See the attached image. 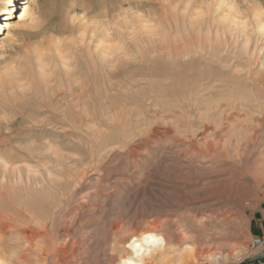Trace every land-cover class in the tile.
Segmentation results:
<instances>
[{"label": "rangeland", "instance_id": "1", "mask_svg": "<svg viewBox=\"0 0 264 264\" xmlns=\"http://www.w3.org/2000/svg\"><path fill=\"white\" fill-rule=\"evenodd\" d=\"M179 1L181 2L179 3ZM217 1L218 0H215V1L213 0L212 1L211 0H20V4L17 6L16 11L12 16L13 18L10 19V22L12 23L13 26L9 30H5L0 34V121H1L0 122V133L2 134L1 141H3V144L0 145V158L6 157L10 163V167H13V161H16L17 155L19 156L20 154L19 157L21 158H19L20 160H17V162L14 163L15 165H19L25 170L27 169V167H30V169L32 170L40 171L41 173H43V175L46 177L47 180H52V179L67 180L69 177L70 178L68 180H71L72 176L70 175H73L75 179L72 178V180H76L78 182L75 207H76V211L78 212L79 224L76 227L75 234L77 236H82L88 232V234L92 237L91 241L88 242L90 244H88V246L85 247L86 249L85 248L82 249V251H85L86 256L90 260L93 259L88 264H92V263L99 264L100 262H101L100 264H102L104 262H108V263L111 262L110 260L113 254L111 253L113 252L111 249V245H109L110 236H111V223H112L111 221L113 220L115 221L116 219L115 216L114 217L109 216L107 212H99V213L97 212L94 215H91L92 212L95 210V208H98L99 202H101V200L103 201V199H105L104 206L106 207H109L110 201L117 197H121L124 199H130V198L132 199V197L134 196V193L136 192V190H138V188L141 189L143 187H147L148 190L151 189V191L153 192V193H150L151 191H148V193L144 194L145 195L144 197H146L147 199L148 198H151V199L147 200L146 198H144V201H145L143 203L144 205L140 207V210H142V212L145 213V216L143 217V220L145 221V223L155 221L158 218H159L158 221L160 220V221L165 222L168 219L166 217H169V219L165 222V225L168 223V225L173 229L177 227L176 229L178 230H186V231H189L190 233L196 234L199 232V225H201L200 221H202L203 223L205 222L208 224L206 229L204 230L205 233H212L214 231L212 229L213 227L210 225V222L212 221L213 218H210L211 213H209L208 206L205 205L208 203L206 199L205 200L198 199L199 201L198 200L195 201L194 204L187 202V201H186L187 203H185L182 200L189 199L190 196L186 194L187 192L194 191V190L201 188L204 183H207L209 180L212 179L210 178V175L208 176L205 174H207L211 170L221 169V168H225L231 165L230 160L223 161L218 158L212 157L211 155H209L208 152H204L203 150L201 151V149H203L204 147V144L208 140L214 137L212 136V133L215 132L213 133V135H219L223 137L222 138L223 140H228V138L231 135L232 136L231 138L234 141L238 142V140H240L241 138V132L243 130L241 129V127L239 128L242 122L236 121L238 125L236 126V130L234 132L228 131L229 124L226 120L222 119V115H220V111L219 110L212 111V109H207V107L208 105L214 104L215 101L216 103L219 102V100L220 102H227V103L232 102V104H234L235 106H241L242 103L254 104L255 102L253 103L251 102L253 98L252 97L253 92L251 91L255 89L254 87L256 85L255 84L256 82L254 81L253 77H254V74L257 75L258 72L259 73L264 72V69H263L264 66H262V63L259 62L254 66H249L248 63L242 62L240 58L235 57L239 54H242L244 46H245L243 41L246 39V36L247 38L249 36L251 40L250 48L252 50L253 48L257 46V49H259V51L261 50L262 53H264V49H263L264 48V41H263L264 40V30L261 28L262 25L261 24L259 25L256 22V19H255L256 17L253 14L254 12L263 13L262 15L260 14V17H261V20L264 21V0H248L250 1L249 3L248 1H245V0H233L234 2L232 0H221V1L219 0L220 3H218L219 1L218 2ZM211 2L212 3L217 2L215 3V7L218 4L221 6L220 7L221 9L217 5L219 10L217 9V7L215 8V10H212V8H214L213 6L214 4H212ZM224 2L225 3L227 2V3L225 4ZM243 2L246 4H244ZM233 3H236V4H233ZM231 4L232 6H230ZM254 5L257 7H255ZM204 7H205V12L207 11L206 13L204 12ZM226 7H228L227 8L228 10L226 9ZM238 7H239L240 13L238 12ZM26 8L29 10V14L25 15L23 13ZM234 8L235 10H237L235 13H234L235 11ZM240 8L242 9V11ZM256 8H258L259 11L255 10ZM246 10H247V13H246ZM260 10H262L263 12H260ZM200 11L201 12L203 11V12L201 13ZM183 14L184 15L186 14V15L185 17L182 18ZM227 14L230 16L232 14L233 15L230 18V16H227ZM196 16H198L199 18ZM237 16L241 18L239 19V17ZM233 18H235L234 23H237L235 25L232 22ZM226 19H230V20L226 21ZM237 19H239L240 21H238ZM241 19L242 20L244 19V21H241ZM246 19H248L249 21L248 20L246 21ZM229 22H230V25H229ZM246 23H249V24H246ZM182 24H185V26ZM188 24L189 25L191 24V26H189ZM192 24H194L193 27H192ZM252 24L253 26H251ZM188 27L189 28L191 27V28L188 29ZM200 27L202 29H200ZM195 28L196 29L199 28V29L196 30ZM164 29L166 32V36L164 34L165 33ZM233 29L236 31L238 30V31L236 32ZM239 29H241L240 30L241 32H239ZM6 31L8 32L6 33ZM167 31L168 32L171 31V33L169 34L167 33ZM209 31H211L212 37ZM223 32H225L226 34L225 33L222 34ZM251 32L252 34L253 33L255 34L250 35ZM217 33H219L221 40L219 39V35ZM187 36L191 38L192 44L194 43L195 45L197 43L196 41L201 36L202 38L206 39V45H205L206 51H203V53L206 54L207 60L204 61V59L201 58L200 55H189L185 58H180L179 56L175 55L173 49L176 45L179 44L178 42L179 39L185 38ZM164 37H166L167 40L166 38L164 39ZM238 37L242 39L240 40ZM234 38L239 40L238 45L234 43L233 41ZM163 39L164 41H166L165 43H167L166 45H168L169 49L172 50L171 53H167V50L164 48L165 43ZM209 39L211 40L212 45ZM225 41L227 42V44H225ZM105 44L110 45L113 50V54L110 56V60L112 61V64H113V67H111V69L112 68H115V69L109 70L108 75L110 77L108 76L105 77L104 75H102L103 73H101L99 70L97 71V73L95 74L96 75L95 79L97 83H93V85H91V88H90V91L92 95L94 96L93 103L95 102V104H92L91 106V111L93 113H91L90 111L89 116L83 115L79 119L80 120V123L78 124L79 126L77 125V126L72 127L71 121L68 120L69 117L67 116V114L62 115L54 111V107L57 106L56 104L57 99L62 96V95H59L58 97L57 96L53 97L52 92H51L53 91V89H57V86H58L57 82H54L55 80L53 79L52 74H53V68L55 67L57 63H59V61L55 60L52 62L49 60L47 62L46 61L43 62L42 59L46 58V56H54L57 59V56H56L58 54V51L56 50L57 45L61 46L60 49L62 53L64 54L71 53V50H70L71 46L78 45L82 47V55H80L79 57L80 62L83 65H85L84 62L86 61V63H88L87 65L90 66L91 64L89 63L90 62V58H89L90 52L87 50V47L89 45L91 46V53H92L95 50L96 46L105 45ZM180 44L179 46H181ZM223 44H225L226 47ZM154 46L157 49L159 48L161 49L156 50ZM154 50L157 53L154 52ZM118 52L120 53L122 52V53L117 55ZM218 55L222 57L219 58ZM117 58H119L121 61L120 65L117 64L116 62ZM239 61L242 63L237 66V64H239L238 63ZM11 62H13L14 64ZM39 62L40 63L42 62L41 65L38 64ZM196 65L197 67H195ZM260 66L261 68H259ZM12 67H14V69ZM83 69L86 70L85 68ZM251 69H252V72H251ZM254 69L255 71H253ZM42 70L47 71L49 79H51L53 82L52 83L50 80L48 90H45L46 88L44 87V84H41L42 73L40 71ZM21 75L24 76L23 80H17L19 79L18 77H20ZM87 76L88 75H86V73H83L82 79H85ZM124 76H127L128 78ZM131 76L133 77L131 78ZM38 77H40L41 80ZM111 78H116V79H111ZM34 81H36L37 83H35ZM224 82L228 84H224ZM11 83H13V86L15 87V89L11 87ZM20 83H22L23 85V90L18 88V84ZM40 84L45 89L44 88L42 89ZM228 85H230L231 88L233 86V88L237 89L238 91L233 88H232L233 91L230 90L231 88L229 89ZM137 87L138 88L140 87V89H138ZM134 88H136L137 90ZM223 88H225L224 90L226 91V95H225V91L223 90ZM19 90L22 91V94H19L21 93V91ZM227 91H230V93ZM23 92L25 94H23ZM133 92H134V95L136 96L133 95ZM203 92L204 93L206 92V93L203 94ZM29 93L30 95L28 96ZM227 93L229 94L227 95ZM129 94H132L133 96ZM220 94H222L225 97H222V95L220 96ZM17 95L19 96L17 97ZM25 95H27V97H23ZM190 95L191 97H189ZM201 95L204 99L201 97ZM112 96H115V98H113ZM139 96H141L142 98L141 102L139 101L141 99ZM233 96H235V98ZM70 98L71 97H68V99ZM81 98H83V100ZM81 98L79 100L78 108L80 110H84L86 108V98L84 96H82ZM131 98L134 100H132ZM217 98L219 99L218 101H217ZM114 99L116 101L115 105H114ZM148 99H150V101H148ZM189 99L192 100V102ZM131 100L134 102H132ZM106 102L108 103L106 104ZM117 102L120 104H118ZM143 102L145 103V105L143 104ZM171 102H173V105ZM116 104H117V107H116ZM132 104L134 105L132 106ZM143 106L145 108H143ZM111 107L113 110L111 109ZM123 107L124 109L127 107L125 110L127 111L128 109V111L127 112L123 111ZM45 110H47L46 113H44ZM65 110L68 111L70 110V108L65 106ZM96 110L98 111L96 112ZM236 110L237 108L231 109V111H236ZM107 111H109L110 113H108ZM257 111L258 110H255L253 112H257ZM139 112H141V114ZM207 112H209L208 114H214V115L210 116V118H207L206 117L207 115H205ZM125 113H127L128 115L127 114L125 115ZM48 114L52 116V119L54 121L53 124H49L46 121H44L46 115ZM150 114L152 115L150 116ZM254 115H256V113ZM100 116H101L102 121L100 119ZM124 116L126 118H124ZM19 117L20 119L18 120ZM111 118L112 119L115 118V119L112 120ZM145 118H148V119H145ZM92 119H93V122L91 121ZM57 120L62 121L63 126L65 127L63 131L62 130L60 131L58 128L54 127V124L57 122ZM132 120L133 122H129ZM96 121L98 124H96ZM99 121L101 123H99ZM139 122L140 124L142 125L144 124V125L143 126L140 125ZM145 123H147V127H145L146 126ZM206 124H209L212 126L213 132L206 131V127H205ZM98 125H100V127H103V126L104 127L99 129ZM129 125L130 127H128ZM87 127H89L90 129H86ZM259 128L264 129V125L260 126ZM97 130L100 133L98 132L97 134L96 132ZM168 130L170 131L172 130V132ZM84 132L87 133V135H85ZM128 132L131 134H128ZM167 132L169 133L167 134ZM243 133L244 135L248 136L249 131H246V132L243 131ZM72 136L73 138H71ZM153 136L155 137L153 138ZM13 137L21 138L23 141L22 142L14 141L13 143ZM46 137H47V140H46ZM236 137H238L239 139ZM188 138L189 140L191 139L190 140L191 142L188 140ZM120 139H121V142L119 143ZM203 139L205 140L207 139V141L205 140L203 141ZM246 140H247V137L241 138V141L238 142L239 143L238 148L240 147L239 149H242L245 146ZM263 140H264V137L262 141ZM34 141L35 143H39V144H35ZM6 142H8L9 144H6ZM105 144L110 147H107ZM104 145L106 147L103 149ZM38 146L42 148H39ZM169 146H172V147H169ZM9 147H10V150H9ZM34 147L36 149H34ZM99 147L102 149L103 152H101ZM96 148H97V151H96ZM64 149L67 151L65 152ZM8 150L9 152H7ZM43 150L45 152H43ZM29 151L31 153V156H33L32 158L28 153ZM54 151L56 153H53ZM58 151H59V156L61 155L63 156V157L61 156L63 160L59 158L57 154ZM76 152H78L79 154ZM96 152L102 153L100 154L101 156L98 155V153L96 154ZM66 153H69V154H66ZM72 154L74 156H71ZM133 154L136 155L137 157L134 156ZM53 155L56 157H54ZM97 155L99 157H96ZM161 155L162 156L164 155V156L161 158ZM34 156L36 157V159ZM91 156L93 158H91ZM167 157L169 158L167 159ZM172 157L173 158L175 157V159H173ZM27 159L31 161L28 162ZM54 160H56L57 162ZM176 160L178 163L176 162ZM63 161H65L66 164L70 166L68 167ZM84 161L86 162L85 164H84ZM71 162L73 163V165H71L72 164ZM32 164L34 167H32ZM80 164H81V167L79 166L80 168L79 169L78 165ZM82 165L83 166L85 165V166L82 167ZM86 165L88 166L89 169L86 168L87 167ZM190 167L193 169H191ZM66 169H67V173H65ZM237 169H238L237 170L238 173H241L244 170L245 172L244 171L243 172L246 173V175H249V171H250L249 169H245L241 165H237ZM51 170H53L52 171L53 174ZM169 170H171V172ZM74 171L76 174L74 173ZM46 172H48V174ZM141 172L143 173V175ZM54 173L57 175H55ZM0 174H1L0 180H13V173L11 171L7 174V177H5L4 179L2 177L3 170L0 167ZM34 174L36 175L38 173H34ZM202 174H204L206 177ZM48 175L52 179L49 177L48 179L47 178ZM61 175L63 176V178L61 177ZM230 176H231L230 173L227 172L223 176V178H227V177L229 178ZM238 177L237 178L232 177L229 179L227 178V180H223V182L225 184H233L235 187L240 186L241 183H243L239 188H242L246 192L248 191L247 193H250V192L255 193L256 186H257V183L255 181L250 180V178H245L246 179L245 180L243 178L241 179ZM80 179L82 181H80ZM148 179H150L151 181ZM88 181L89 182L91 181L92 183L91 182L89 183ZM72 184L69 183L68 185H65L66 186L65 191L68 192V189L73 186ZM92 184L97 185L98 186L96 187L97 189L94 188V189H91V191L86 192L87 186L90 187ZM253 184L255 185L253 186ZM99 189H101L100 193L102 194L97 192ZM181 189H184V190H181ZM246 192H243V196L245 195L244 201L242 200L243 196L239 198L234 197L233 199H224V200L222 199L221 200V204L222 205L224 204L228 207V208L225 207L224 208L225 210L223 209V211L226 212L228 215L230 214V212L232 214V215L231 214L229 215L230 216L229 219L231 220V222H227L220 228L221 230H219V231H222V230L224 231L223 232L224 237L216 239V240L222 241L225 244L222 245L221 247L214 246L215 249L212 248L211 250L212 252L222 251L221 254L227 255V258L219 259V260L199 259V260H193V262L187 261L185 264H264V252H261L264 250V248H262V246H258V247L254 246L252 244L254 238L258 237V238L264 239V236L261 233L262 230L259 229L258 227L252 228L251 222H250V217H253L254 219H256L257 222H261L263 220L264 218V194H260V196L257 197V199H255L252 203V199L249 198ZM90 194H93L92 196H95L94 200L92 198H89ZM176 196L179 198H177ZM5 201H9L8 203L10 205L6 204ZM0 202L3 203V204L0 203V209L1 208L3 209V211L2 209L0 210L2 213V214L0 213V215L1 216L6 215L9 217H11L10 215H12V218H13V213H11L10 211V210L13 211L12 209L13 208L12 207L13 198L5 197L4 199L3 197V199L0 200ZM7 206L10 208L9 211H6L7 210L6 208H8ZM88 206H89V209H88ZM232 206L234 207V211H233ZM144 208H146L147 210ZM170 209H173L174 212ZM156 211L157 213H155ZM3 212H4V215H3ZM1 216H0V222L9 223V227L13 228V223L10 224L9 217L5 216V218H2ZM152 216L155 218H153ZM148 217L150 218L152 217V218L150 219ZM31 225H30V229L31 230L33 229V231L36 230L35 236L36 235L37 236L35 237V239L32 240V243H29L25 246L26 250L27 251L29 250L28 252L29 253L31 252L32 257H33L32 262L29 264H43L41 263V261L39 262L35 258L44 257V256H41V254L39 256L38 253L40 249L38 246L40 245L45 246L43 236H44L46 229L41 228L34 221H32ZM191 226L193 227L191 228ZM89 228H93L94 230L93 229L91 230ZM132 229L133 228L128 227L124 229L123 231L130 232ZM104 231L107 232V234H105ZM38 237L43 238V239H40L39 241ZM14 239H13V235L11 237L9 233L0 232V240L1 241L4 240L7 245L6 251H7V257H8L7 263L1 262L0 264H13V245L19 246L20 244H22L21 242L23 241L20 237H17ZM17 239L20 241H17ZM36 239L37 241L35 243ZM98 239L99 241H97ZM236 252L240 254L238 255L239 257H234ZM93 256L95 257L96 260L93 258ZM172 263L181 264V263H176L175 261L169 262V258H165L163 260L159 259L157 263L155 264H172Z\"/></svg>", "mask_w": 264, "mask_h": 264}, {"label": "bare ground", "instance_id": "2", "mask_svg": "<svg viewBox=\"0 0 264 264\" xmlns=\"http://www.w3.org/2000/svg\"><path fill=\"white\" fill-rule=\"evenodd\" d=\"M212 1V0H211ZM215 1V0H213ZM219 1V0H218ZM217 1V2H218ZM221 1V0H220ZM220 1L218 3H220ZM233 1V0H232ZM231 1V2H232ZM245 1H248V0H245ZM181 1H179L180 3ZM183 2V1H182ZM215 2V3H217ZM229 2V1H228ZM234 2V1H233ZM250 1H248L249 3ZM254 2V1H253ZM195 3V2H193ZM212 3V2H211ZM215 3H212L214 4V8H212V10H215V8L217 7V9L219 10V8L221 7L220 5L219 8L218 6L216 5L215 7ZM222 3V2H221ZM225 3V2H224ZM227 3V2H226ZM225 3V4H226ZM242 3V1H241ZM244 3V2H243ZM252 3V2H251ZM20 4V0H0V34L5 31V30H9L13 25L12 23L10 22V19L13 18V14L15 13L16 11V8L17 6ZM224 4V5H225ZM233 4H236V3H233ZM246 4V3H244ZM253 4V3H252ZM258 4V3H257ZM186 5V3H185ZM238 5V3H237ZM194 6V5H193ZM228 6V5H227ZM232 6V4L230 5ZM252 6V5H251ZM255 6V5H254ZM191 7V6H190ZM257 7V6H255ZM192 8V7H191ZM210 8V9H211ZM228 7H226L227 9ZM230 8V7H229ZM242 8V7H241ZM240 8V9H241ZM245 8V7H244ZM259 8V6H258ZM256 8L255 10L259 11V9ZM216 9V10H217ZM221 9V8H220ZM237 9V8H236ZM243 9V8H242ZM241 9V11H242ZM261 9V8H260ZM228 10V9H227ZM235 10V8H234ZM254 10V9H253ZM254 10V11H255ZM226 11V10H225ZM237 10L234 11V13L236 12ZM201 12V11H200ZM198 12V13H200ZM203 12V11H202ZM201 12V13H202ZM204 12H205V7H204ZM207 12V11H206ZM205 12V13H206ZM217 12V11H216ZM227 12V11H226ZM229 12V11H228ZM231 12V11H230ZM238 12H239V7H238ZM245 12V11H244ZM243 12V13H244ZM260 12H263L262 10H260ZM184 13V12H183ZM214 13V12H213ZM224 13V12H223ZM240 13V12H239ZM238 13V14H239ZM246 13H247V10H246ZM23 14H29V10L26 8L24 10V13ZM211 14V13H210ZM219 14V13H218ZM231 14V13H230ZM254 16L256 17V22L261 26V28L264 30V21L261 20V17H260V14L262 15L263 13H257V12H254L253 13ZM252 14V15H253ZM177 15V14H176ZM186 15V14H185ZM185 15L183 14L182 18L185 17ZM225 15V14H223ZM233 15V14H232ZM231 15V16H232ZM236 15V14H235ZM246 15V14H245ZM179 16V15H178ZM199 16V15H198ZM196 16V17H198ZM201 16V15H200ZM221 16V15H220ZM227 16H230L227 14ZM225 16V17H227ZM230 16V18H231ZM249 16V14H248ZM246 16V17H248ZM174 17V16H173ZM211 17V16H210ZM239 17V16H237ZM253 17V16H252ZM23 18V17H22ZM25 18V16H24ZM195 18V16H194ZM199 18V17H198ZM202 18V17H201ZM229 18V17H228ZM241 17H239L240 19ZM244 18V17H243ZM178 19V17H177ZM239 19H237L238 21H240ZM249 19V18H248ZM246 19V21L248 20ZM200 20V19H199ZM218 20V19H217ZM227 20H230V19H226ZM234 20L235 18H233V23H234ZM176 21V19H175ZM184 21V20H183ZM194 21V20H193ZM192 21V22H193ZM201 21V20H200ZM225 21V22H226ZM241 21H244V19ZM249 21V20H248ZM215 22V21H214ZM217 22V21H216ZM222 22V21H221ZM231 22V23H232ZM255 22V23H256ZM167 23V22H166ZM183 23V22H182ZM224 23V22H223ZM239 23V22H238ZM241 23V22H240ZM177 24V23H176ZM186 24V22H185ZM185 24H182L185 26ZM199 24V23H198ZM237 24V23H234V25ZM246 24H249V23H246ZM245 24V25H246ZM169 25V23H168ZM189 25V24H188ZM194 24H192V27H193ZM206 25V24H205ZM211 25V24H210ZM213 25V24H212ZM229 25H230V22H229ZM232 25V24H231ZM244 25V26H245ZM166 26V25H165ZM178 26V25H177ZM191 26V24L189 25ZM227 26V25H226ZM240 26V25H239ZM253 26V24L251 25ZM171 27V25H170ZM195 27V26H194ZM202 27V26H201ZM200 27V29H202ZM213 27V26H212ZM228 27V26H227ZM236 27V26H235ZM154 28V27H153ZM182 28V26H181ZM191 28V27H190ZM188 27V29H190ZM226 28V27H225ZM241 28V27H240ZM249 28V27H248ZM257 28V27H256ZM260 28V27H259ZM177 29V28H176ZM196 29V28H195ZM199 28H197L196 30H198ZM205 29V28H204ZM210 29V28H209ZM208 29V30H209ZM217 29V28H216ZM231 29V28H230ZM244 29V28H243ZM251 29V28H250ZM253 29V28H252ZM207 30V31H208ZM234 30V29H233ZM241 29H239V32ZM257 30V29H256ZM261 30V29H260ZM258 30V31H260ZM56 31V30H55ZM190 31V30H189ZM202 31V30H201ZM204 31V30H203ZM225 31V30H224ZM227 31V30H226ZM236 31V30H234ZM238 31V30H237ZM236 31V32H237ZM8 31H6L7 33ZM164 32H165V29H164ZM163 32V33H164ZM197 32V31H196ZM195 32V33H196ZM210 34H211V31H209ZM208 32V33H209ZM219 32V31H218ZM238 32V33H239ZM254 32V30H253ZM262 32V31H261ZM167 33H171V31H167ZM180 33V32H179ZM192 33V32H191ZM190 33V34H191ZM200 33V32H199ZM203 33V32H201ZM216 33V32H215ZM214 33V34H215ZM225 32H223L222 34H224ZM243 33V32H242ZM245 33V32H244ZM165 36H166V32L164 33ZM168 34V35H169ZM177 34V33H176ZM206 34V33H205ZM204 34V35H205ZM219 35V33H217ZM226 34V33H225ZM255 34V33H253ZM252 32L250 35H253ZM106 35V34H105ZM196 35V34H195ZM194 35V37H195ZM200 35V34H199ZM202 35V34H201ZM239 35V34H238ZM237 35V36H238ZM259 35V34H258ZM257 35V37H258ZM180 36V34H179ZM193 36V35H192ZM206 36V35H205ZM214 36V35H213ZM236 36V37H237ZM158 37V36H157ZM198 37V36H197ZM211 37H212V34H211ZM217 37V36H216ZM233 37V36H232ZM166 37H164L165 39ZM177 38V37H175ZM223 38V37H222ZM227 38V37H226ZM231 38V37H230ZM239 38V37H238ZM162 39V38H161ZM163 39V41H164ZM211 39V38H210ZM209 39L210 43H211V40ZM216 39V38H215ZM219 39H220V35H219ZM232 39V38H231ZM240 39V38H239ZM242 39V38H241ZM240 39V40H241ZM262 39V38H261ZM153 40V39H152ZM167 40V38H166ZM197 40V39H196ZM214 40V39H213ZM218 40V38H217ZM221 40V39H220ZM259 40V39H257ZM149 41V40H148ZM151 41V39H150ZM149 41V42H150ZM234 43L238 45V42L239 40L238 39H235L234 38ZM250 38L248 36H246V39L243 41L244 42V49H243V52L242 54H239L235 57H238L240 58V60L242 62H245V63H248L249 66H254L256 65L257 63H262V66H264V53H262V51L259 49H257V46L255 48H253V50L250 48ZM256 41V40H255ZM264 41V40H263ZM262 41V42H263ZM148 42V43H149ZM160 42V41H159ZM166 41H164L165 43ZM169 42V41H168ZM179 44L181 46L176 45L174 47V53L176 56H179L180 58H185L189 55H200L201 58L205 60H207V57H206V54L203 53V51H206L205 49V45H206V39L202 38V36L200 38H198V40L196 41V45L192 42H191V38L190 37H185V38H181L179 39ZM222 42V41H221ZM261 42V40H260ZM152 43V42H151ZM154 43V42H153ZM161 43V42H160ZM174 43V42H173ZM216 43V41H215ZM218 43V42H217ZM242 43V42H241ZM257 43V42H256ZM167 43H165V46L164 48L167 50V53H171L172 50L169 49L168 45H166ZM175 44V43H174ZM225 44H227V42L225 41ZM223 44L225 47L226 45ZM232 44V43H231ZM240 44V43H239ZM243 44V43H242ZM173 45V44H172ZM195 45V46H194ZM212 45V43H211ZM215 45V44H214ZM3 46V45H2ZM240 46V45H239ZM243 46V45H242ZM241 46V48H242ZM61 46L60 45H57L56 47V50L58 51V54L56 55L57 56V59L54 57V56H46V58L42 59L43 62L44 61H59V63H57L55 65V67L53 68V74H52V77L53 79L55 80L54 82H57L58 86H57V89H53L52 92V96L54 97H58L59 95H62L60 98L57 99V106L54 107V111H56L57 113H60L62 115H66L69 117L68 120L71 121V125L72 127L74 126H77L79 123H80V117H82L83 115H87L89 116L90 114V111H91V106L92 104H95V102L93 103V99H94V96L92 95L91 91H90V88H91V85H93V83H97L96 79H95V74L97 73V71L99 70L101 73H103L102 75H104L105 77H110L108 74H109V70H112V69H115V68H112L113 67V64H112V61L110 60V56L113 54V50L111 48L110 45L108 44H105V45H98L96 46L95 50L91 53V46L89 45L87 47V50L90 52L89 53V58H90V66H88L86 63V61L84 62L85 65H83L81 62H80V55H82V47L78 46V45H73L71 46L70 50H71V53L69 54H64L62 53L61 51ZM154 48L156 50H160L161 48L157 49L155 46ZM163 48V49H164ZM230 48V47H229ZM261 49V47H260ZM264 49V48H263ZM130 50V49H129ZM210 50V49H209ZM252 50V51H251ZM215 51V50H214ZM128 52V51H127ZM154 52H156L154 50ZM166 52V51H164ZM163 52V53H164ZM216 52V51H215ZM229 52V51H228ZM122 53V52H121ZM120 52L117 53L118 54H121ZM157 53V52H156ZM161 53V54H163ZM227 53V51H226ZM173 55V54H172ZM216 56V55H215ZM219 56V55H218ZM84 57V56H83ZM160 57V56H159ZM222 56H219V58H221ZM120 58V57H119ZM117 58L116 62L117 64L120 65L121 61L120 59ZM52 59V60H51ZM85 59V58H84ZM237 59V58H236ZM15 60V59H14ZM17 60V59H16ZM41 61V60H39ZM14 62V61H13ZM11 62V63H13ZM242 62H238L240 65ZM42 63V62H41ZM41 63L39 62L38 64L41 65ZM224 63V62H223ZM14 64V63H13ZM37 64V65H38ZM51 64V63H50ZM32 65V64H31ZM39 65V66H40ZM44 65V63H43ZM259 65V64H258ZM23 66V65H22ZM229 66V65H228ZM11 67V66H10ZM21 67V66H20ZM197 67V65L195 66ZM14 69V67H12ZM83 68H85L86 70H84ZM261 68V66L259 67ZM16 69V68H15ZM206 69V67H205ZM264 69V68H263ZM11 70V69H10ZM41 70V69H40ZM257 70V68H256ZM85 71V72H83ZM188 71V70H186ZM255 71V69L253 70ZM259 71V70H258ZM18 72V71H17ZM22 72V71H21ZM42 73V81H41V84H44V87H42V89L44 88L45 90H48L49 89V84H50V80L49 79V76L47 74V71L46 70H42L40 71ZM251 72H252V69H251ZM12 73V72H10ZM83 73H86V75H88L85 79H82V74ZM197 73V71H196ZM35 75V74H34ZM33 75V76H34ZM39 75V74H38ZM41 75V74H40ZM188 75V73H187ZM200 75V74H199ZM13 76V75H12ZM145 76V75H144ZM252 76V75H251ZM41 77V76H40ZM40 77H38L40 79ZM103 77V76H102ZM104 77V78H105ZM124 77H127V76H124ZM130 77V76H129ZM133 76H131L132 78ZM140 77V76H139ZM138 77V78H139ZM219 77V76H218ZM222 77V76H221ZM253 77V76H252ZM19 79L17 80H23L24 76H20L18 77ZM51 78V77H50ZM97 78V77H96ZM128 78V77H127ZM220 78V77H219ZM111 79H116V78H111ZM254 81L256 82L255 84V89H253V94H252V100L251 102H255L254 104H249V103H242L241 106H235L234 104L231 103H227V102H220V100L217 98V101L219 100V102L215 103L214 104H211V105H208L207 109H212L213 110H219L220 111V115H222V119L226 120L229 124V130L230 132H234L236 130V126L237 123L236 121H240L242 122L241 126H239V128L241 127V129L246 132V131H249V134L248 136L244 135L243 131L241 132V138L242 137H247V140H246V143H245V146L242 148V149H239L238 148V145H239V141H241V138L240 140L237 141H234L230 135V137L228 138V140H223L221 136L219 135H213V128L211 125L209 124H206L205 127H206V131L208 132H213L212 133V136H214L212 139L208 140L207 139H203V141H207L205 144H204V147L203 149H201V151L203 150L204 152H208L209 155H211L212 157H215V158H218L220 160H223V161H231V165L230 166H227L225 168H221V169H214V170H211L210 172H208L207 174L205 175H210V178H212L211 180H209L207 183H204L203 186L197 190H194V191H190V192H187L186 194H188L190 197L189 199L187 200H182L183 202L187 203V202H190V203H195V201H197L198 199H206L207 200V204H205L206 206H208L209 208V213H211V217L210 218H213L212 221L210 222V225L213 227L212 229L214 230L212 233H205V229L207 227V223H203L202 221H200V224L199 225V232L194 234V233H190L189 231H186V230H178V229H173L171 228L168 223L165 225V222L169 219V217H166L168 218L165 222L163 221H158V219H156L155 221H152V222H149V223H145V221L143 220V217L145 216V213L142 212V210H140V207H142L144 204V197L146 193H148V191H151V189L148 190L147 187H143V188H138V190H136V192H132L134 193V196L132 197V199H124V198H121V197H117V198H114L110 201L109 203V207H106L104 206L105 203V199H103V201L101 200V202H99V206L98 208H95V210L92 212L91 215H94L95 213H99V212H107L109 216H115L116 219L115 221H111V236H110V241H109V245H111V249L113 252L112 254V258H111V262L108 263V262H104L102 264H121V261L125 258H127L128 256H131L132 255V251L128 248V245L130 242H132L134 240V238H137V237H140L141 235L143 234H148V233H158V234H162L163 237H164V246L163 247H158L156 248L154 251H152V253L148 256H144V252L146 251V249H137V253L139 254L140 257H142L144 260H145V264H155L157 263V261L159 259H165V258H169V262H173L175 261L176 263H181V264H185L187 261H190V262H193V260H199V259H210V260H219V259H225L227 258V255H224V254H221L220 251H213L212 252V248H214V246L216 247H221L222 245H224L225 243H223L222 241H219V240H216L217 238H222L224 237L223 235V230L222 231H219L221 230L220 228L226 224L227 222H231V220L229 219L230 218V214L228 215L226 212L223 211V209L225 207H227L226 205H222L221 204V200L223 199H233L234 197H241L243 196V192H246L244 191L242 188H239L243 183H241L240 186H237L235 187L233 184H225L223 182V180H227V178H223V176L228 172L230 173V177L229 178H232V177H235L237 178H250V180H253L257 183V186H256V191L255 193H247L246 194L249 196L250 199H252V203L255 199H257V197L260 196V194H264V140L262 141L263 137H264V129L263 128H259L260 126L264 125V72H261V73H257V75L254 74V77H253ZM35 80V78H34ZM41 80V79H40ZM119 80V78H118ZM37 81V80H36ZM36 81H34L35 83H37ZM104 81V79H103ZM109 81V79H108ZM122 81V80H121ZM142 81V79H141ZM219 81V79H218ZM217 81V82H218ZM240 81V80H239ZM39 82V81H38ZM52 82V80H51ZM123 82V81H122ZM236 82V81H235ZM28 83V82H27ZM53 83V82H52ZM111 83V81H110ZM158 83V82H157ZM190 83V82H189ZM29 84V83H28ZM31 84V83H30ZM39 84V83H38ZM121 84V83H119ZM125 84V83H124ZM188 84V83H187ZM224 84H228V83H225ZM254 84V83H253ZM34 85V83H33ZM37 85V84H35ZM53 85V84H52ZM105 85V84H104ZM110 85V84H109ZM116 85V84H115ZM114 85V86H115ZM155 85V84H154ZM159 85V84H158ZM163 85V84H162ZM29 86V85H28ZM113 86V84H112ZM161 86V85H160ZM164 86V85H163ZM189 86V85H187ZM229 86V89L231 88L230 85ZM240 86V85H239ZM11 87L15 89V87L13 86V83H11ZM35 87V86H34ZM33 87V88H34ZM37 87V86H36ZM125 87V86H124ZM123 87V88H124ZM155 87V86H154ZM159 87V86H158ZM162 87V86H161ZM201 87V86H200ZM203 87V86H202ZM205 87V86H204ZM18 88L22 89L23 90V85L22 83L18 84ZM27 88V87H26ZM25 88V90H26ZM112 88V87H111ZM126 88V87H125ZM130 88V87H128ZM138 88V87H137ZM160 88V87H159ZM185 88V87H184ZM183 88V90H184ZM233 88V86H232ZM232 88L230 90H232ZM240 88V87H239ZM17 89V88H16ZM41 89V90H42ZM136 89V88H134ZM140 89V87L138 88ZM163 89V88H162ZM200 89V88H199ZM205 89V88H204ZM225 88H223L224 90ZM228 89V87H227ZM226 89V90H227ZM235 89V88H233ZM35 90V89H34ZM39 90V89H38ZM40 90V92H41ZM52 90V89H51ZM124 90V89H123ZM137 90V89H136ZM208 90V89H207ZM237 90V89H235ZM240 90V89H239ZM243 90V89H242ZM246 90V89H245ZM21 91V90H19ZM18 91V93H19ZM93 91V90H92ZM115 91V90H114ZM161 91V90H160ZM210 91V89H209ZM222 91V90H221ZM220 91V93H221ZM225 91V90H224ZM233 91V90H232ZM238 91V90H237ZM236 91V93H237ZM244 91V90H243ZM25 92V91H24ZM23 92V94H25ZM34 92V91H33ZM109 92V90H108ZM113 92V91H112ZM130 92V91H129ZM149 92V91H148ZM200 92V91H199ZM223 92V91H222ZM230 93V91H227ZM235 92V91H234ZM241 92V91H240ZM250 92V94H251ZM17 93V94H18ZM28 93V92H26ZM107 93V92H106ZM206 93V92H205ZM203 92V94H205ZM224 93V92H223ZM222 93V94H223ZM227 93V95L229 94ZM249 93V91H248ZM19 94H22V91L21 93ZM36 94V93H35ZM136 94V93H135ZM138 94V93H137ZM186 94V93H185ZM194 94V93H193ZM196 94V93H195ZM198 94V92H197ZM202 94V95H203ZM211 94V93H210ZM217 94V93H216ZM215 94V95H216ZM220 94V96L222 95ZM234 94V93H233ZM30 95V93L28 94V96ZM111 95V94H110ZM123 95V94H122ZM129 95H132V94H129ZM133 95H134V92H133ZM132 95V96H133ZM181 95V94H180ZM201 95V97H202ZM207 95V94H206ZM225 95H226V91H225ZM232 95V94H231ZM241 95V94H240ZM239 95V96H240ZM19 95H17L18 97ZM22 96V95H21ZM84 96L86 98V108L84 110H80L78 107H79V100L80 98ZM128 96V94H127ZM126 96V97H127ZM136 96V95H134ZM183 96V95H182ZM186 96V95H185ZM195 96V95H194ZM193 96V98H194ZM200 96V95H199ZM204 96V95H203ZM211 96V95H210ZM209 96V98H210ZM249 96V95H248ZM23 97H27V95L23 96ZM52 97V98H53ZM68 97H71L70 99H68ZM110 97V96H109ZM113 98H115V96H112ZM124 97V96H123ZM122 97V99H123ZM131 97V96H130ZM141 98V96H139ZM191 97V95L189 96ZM196 97V96H195ZM213 97V96H212ZM216 97V96H215ZM222 97H225L222 95ZM235 98V96H233ZM16 98V96H15ZM121 98V97H120ZM134 98V97H133ZM176 98V97H175ZM188 98V97H187ZM203 98V97H202ZM221 98V97H220ZM227 98V96H226ZM229 98V97H228ZM21 99V98H20ZM83 100V98H81ZM132 99V98H131ZM151 99V97H150ZM150 99H148V101H150ZM204 99V98H203ZM233 99V98H232ZM111 100V99H110ZM134 100V99H132ZM131 100V101H132ZM136 100V99H135ZM142 98L139 100L141 102ZM190 100V99H189ZM222 100V99H221ZM225 100V98H224ZM239 100V99H238ZM22 101V100H21ZM113 101V100H112ZM119 101V100H117ZM126 101V100H124ZM146 101V100H145ZM147 101V102H148ZM171 101V100H170ZM192 102V100H190ZM231 101V100H230ZM237 101V100H236ZM84 102V101H83ZM115 99H114V105H115ZM121 102V101H119ZM134 102V101H132ZM139 102V104H140ZM194 102V101H193ZM235 102V101H234ZM21 103V102H20ZM108 102H106L107 104ZM110 103V102H109ZM118 103V102H117ZM136 103V102H135ZM161 103V102H160ZM172 105H173V102H171ZM187 103V102H186ZM239 103V102H238ZM84 104V103H83ZM120 104V103H118ZM128 104V103H127ZM143 104L145 105V103L143 102ZM5 105V104H4ZM125 105V104H124ZM134 104H132L133 106ZM156 105V104H155ZM171 105V107H172ZM189 105V104H188ZM200 105V104H199ZM204 105V104H203ZM42 106V105H41ZM65 106L66 107H69L70 110H65ZM131 106V105H130ZM139 106V105H138ZM150 106V105H149ZM116 107H117V104H116ZM120 107V105H119ZM187 107V106H186ZM192 107V106H190ZM94 108V107H93ZM92 108V110H93ZM100 108V107H99ZM127 108V107H126ZM125 108V109H126ZM138 108V107H137ZM141 108V107H140ZM139 108V109H140ZM143 108H145L143 106ZM142 108V109H143ZM148 108V107H146ZM233 108H237L236 111H231V109ZM96 109V108H95ZM112 109V107H111ZM117 109V108H116ZM123 107V111H126ZM187 109V108H186ZM106 110V109H105ZM113 110V109H112ZM122 110V109H121ZM255 110H258L257 112H253ZM98 110H96L97 112ZM104 111V110H103ZM128 111V109H127ZM126 111V112H127ZM17 112V110H16ZM47 110L44 111V113H46ZM108 113H110L109 111H107ZM122 112V111H121ZM131 112V111H130ZM159 112V111H158ZM190 112V111H188ZM55 113V112H54ZM91 113H93L91 111ZM102 113V112H101ZM123 113V112H122ZM141 114V112H139ZM209 112H207L205 115H207L206 117L207 118H210V116L214 115V114H208ZM256 113V115H254ZM104 114V113H103ZM102 114V115H103ZM114 114V113H113ZM124 114V113H123ZM127 113H125L126 115ZM143 114V113H142ZM177 114V113H176ZM191 114V113H189ZM94 115V114H93ZM111 115V114H110ZM128 115V114H127ZM152 114H150L151 116ZM175 115V113H174ZM173 115V116H174ZM197 115V114H196ZM199 115V114H198ZM99 116V114H98ZM108 116V115H106ZM120 116V115H119ZM167 116V115H166ZM172 116V115H171ZM115 117V115H114ZM130 117V116H129ZM128 117V118H129ZM156 117V116H155ZM176 117V116H175ZM88 118V117H87ZM91 118V117H90ZM99 118V117H98ZM124 118H126L124 116ZM169 118V117H168ZM177 118V117H176ZM20 119V117L18 118V120ZM100 119H101V116H100ZM112 119V118H111ZM115 118H113L112 120H114ZM131 119V118H130ZM129 119V120H130ZM140 119V118H139ZM145 119H148V118H145ZM173 119V117H172ZM138 120V119H137ZM136 120V121H137ZM143 120V119H142ZM151 120V119H150ZM164 120V119H163ZM168 120V119H167ZM4 121V120H3ZM17 121V120H16ZM44 121H46L47 123L49 124H53L54 121L52 119V116L50 114L46 115ZM43 121V122H44ZM93 122V119L91 120ZM90 121V122H91ZM102 121V119H101ZM146 121V120H145ZM148 121V120H147ZM166 121V120H165ZM192 121V120H191ZM1 122V121H0ZM89 122V121H88ZM91 122V123H92ZM117 122V121H115ZM129 122H133L132 121H129ZM167 122V121H166ZM190 122V121H189ZM99 123H101L99 121ZM105 123V122H104ZM103 123V124H104ZM119 123V121H118ZM179 123V122H178ZM96 124L97 121H96ZM131 124V123H130ZM140 124V122H139ZM147 127V123H145ZM202 124V123H201ZM66 125V124H64ZM91 125V124H90ZM89 125V126H90ZM142 125V124H140ZM144 125V124H143ZM142 125V126H143ZM149 125V124H148ZM182 125V124H181ZM7 126V124H6ZM79 126V125H78ZM87 126V124H86ZM115 126V125H114ZM141 126V127H142ZM150 126V125H149ZM174 126V124H173ZM190 126V125H189ZM220 126V125H219ZM54 127L58 128L60 131L64 130V126H63V123L62 121H58L54 124ZM95 127V126H94ZM97 127V126H96ZM99 129L100 128H103V127H100V125H98ZM130 127V125L128 126ZM133 127V126H132ZM258 127V129H257ZM9 128V127H8ZM78 128V127H77ZM76 128V129H77ZM85 128V126H84ZM92 128V127H91ZM107 128V127H106ZM155 128V127H154ZM158 128V127H157ZM162 128V127H161ZM186 128V127H185ZM184 128V129H185ZM70 129V128H69ZM86 129H90L89 127H87ZM97 129V128H96ZM95 129V130H96ZM117 129V128H116ZM132 129V128H131ZM138 129V128H137ZM153 129V128H152ZM166 129V128H165ZM169 129V128H168ZM179 129V128H178ZM82 130V128H81ZM94 130V128H93ZM104 130V129H103ZM127 130V129H126ZM125 130V131H126ZM135 130V129H133ZM132 130V131H133ZM142 130V129H141ZM163 130V129H161ZM186 130V129H185ZM107 131V130H106ZM114 131V130H113ZM122 131V130H121ZM130 131V130H129ZM155 131V130H154ZM160 131V129H159ZM166 131V130H165ZM170 131V130H168ZM181 131V130H180ZM219 131V130H218ZM239 131V130H238ZM88 132V131H87ZM97 134H98V130L96 131ZM116 132V131H115ZM137 132V130H136ZM142 132V131H141ZM156 132V131H155ZM162 132V131H161ZM172 132V130L170 131ZM92 133V132H91ZM100 133V132H99ZM169 132H167L168 134ZM219 133V132H217ZM216 133V134H217ZM85 135H87V133L84 132ZM96 134V133H95ZM116 134V133H115ZM128 134H131L128 132ZM164 134V133H163ZM181 134V133H180ZM189 134V133H188ZM198 134V133H197ZM200 134V133H199ZM240 134V133H239ZM238 134V135H239ZM94 135V134H93ZM154 135V134H152ZM183 135V134H182ZM194 135V134H193ZM205 135V134H204ZM224 135V134H222ZM229 135V133H228ZM9 136V135H8ZM125 136V135H124ZM157 136V135H155ZM153 136V138L155 137ZM211 136V135H210ZM133 137V136H132ZM196 137V136H195ZM198 137V136H197ZM226 137V136H225ZM1 138H2V134L0 133V145L3 144V141H1ZM4 138V137H3ZM73 138V136L71 137ZM146 138V137H145ZM178 138V137H177ZM185 138V137H184ZM183 138V139H184ZM193 138V137H192ZM238 138V137H236ZM75 139V138H74ZM87 139V138H86ZM104 139V138H103ZM181 139V138H179ZM201 139V137H200ZM239 139V138H238ZM244 139V138H243ZM259 139V141H258ZM46 140H47V137H46ZM107 140V138H106ZM140 140V139H139ZM189 140V138H188ZM191 140V139H190ZM189 140V141H190ZM14 141H18V142H22L23 140L21 138H16V137H13V143ZM44 141V140H43ZM100 141V140H99ZM102 141V140H101ZM104 141V140H103ZM143 141V140H142ZM202 141V140H201ZM200 141V142H201ZM245 141V140H244ZM87 142V140H86ZM89 142V141H88ZM105 142V141H104ZM103 142V143H104ZM107 142V141H106ZM121 142V139L119 141V143ZM151 142V141H150ZM174 142V141H173ZM180 142V141H178ZM182 142V141H181ZM191 142V141H190ZM194 142V141H193ZM32 143V141H31ZM35 143V141H34ZM111 143V142H110ZM177 143V142H175ZM174 143V144H175ZM185 143V142H184ZM6 144H9L8 142H6ZM16 144V143H15ZM28 144V143H27ZM35 144H39V143H35ZM51 144V142H50ZM58 144V143H57ZM56 144V146H57ZM88 144V143H86ZM102 144V143H101ZM139 144V143H138ZM150 144V143H149ZM189 144V143H188ZM197 144V143H196ZM33 145V143H32ZM106 145V144H105ZM103 147V149L107 146ZM115 145V144H113ZM112 145V146H113ZM120 145V144H119ZM125 145V144H123ZM173 145V144H172ZM179 145V144H178ZM182 145V144H181ZM180 145V146H181ZM185 145V144H184ZM183 145V146H184ZM13 146V145H12ZM16 146V145H14ZM29 146V145H28ZM26 146V147H28ZM31 146V145H30ZM48 146V145H47ZM54 146V145H52ZM91 146V144H90ZM103 146V145H101ZM100 146V147H101ZM111 146V147H112ZM133 146V145H132ZM182 146V147H183ZM195 146V145H194ZM39 147V146H38ZM62 147V146H61ZM95 147V146H94ZM98 147V146H97ZM99 147V148H100ZM107 147H110V146H107ZM114 147V146H113ZM119 147V146H118ZM168 147V146H166ZM165 147V148H166ZM169 147H172V146H169ZM174 147V146H173ZM196 147V146H195ZM7 148V146H6ZM14 148V147H13ZM21 148V146H20ZM30 148V147H28ZM37 148V146H36ZM34 147V149H36ZM39 148H42V147H39ZM56 148V147H55ZM72 148V147H71ZM70 148V149H71ZM117 148V146H116ZM180 148V147H179ZM191 148V147H190ZM199 148V147H198ZM197 148V149H198ZM44 149V148H43ZM46 149V148H45ZM49 149V148H48ZM61 149V148H60ZM108 149V148H107ZM131 149V148H130ZM142 149V148H141ZM139 149V150H141ZM187 149V148H186ZM185 149V150H186ZM194 149V148H193ZM196 149V148H195ZM200 149V148H199ZM9 150H10V147H9ZM9 150L7 152H9ZM28 150V149H27ZM32 150V149H31ZM53 150V149H52ZM63 150V149H62ZM65 150V149H64ZM99 150V149H98ZM101 152L102 149L100 148ZM143 150V149H142ZM171 150V149H170ZM175 150V148H174ZM184 150V149H183ZM242 150V151H241ZM25 151V149H24ZM49 151V150H48ZM56 151V150H55ZM53 152V153H56V152ZM67 150H65L66 152ZM73 151V150H72ZM71 151V152H72ZM96 151H97V148H96ZM165 151V150H164ZM163 151V152H164ZM6 152V151H5ZM27 152V151H26ZM25 152V153H26ZM37 152V151H36ZM43 152H45L43 150ZM50 152V151H49ZM62 152V151H61ZM64 152V151H63ZM70 152V151H69ZM171 152V151H170ZM186 152V151H185ZM195 152V151H194ZM199 152V151H198ZM12 153V152H11ZM10 153V154H11ZM17 153V152H16ZM29 155L31 156V153L30 151L28 152ZM74 153V152H73ZM78 153V152H76ZM98 152H96L97 154ZM119 153V152H118ZM122 153V152H121ZM126 153V152H124ZM181 153V152H180ZM13 154V153H12ZM23 154V153H22ZM34 154V153H33ZM49 154V153H48ZM58 156H59V151H58ZM56 154V155H57ZM63 154V153H62ZM66 154H69V153H66ZM79 154V153H78ZM102 153H98V155H100ZM3 155V153H2ZM17 155V154H16ZM25 155V154H24ZM35 155V154H34ZM42 155V154H41ZM92 155V154H91ZM96 156V157H99V156ZM134 155V154H133ZM15 156V155H14ZM20 156V154H19ZM17 155V160H20L19 157ZM39 156V155H38ZM54 156V155H53ZM57 156V158H58ZM62 156V155H61ZM61 156H59V158H61ZM69 156V155H68ZM71 156H74L73 154ZM93 156V155H92ZM91 156V158H93ZM101 156V155H100ZM123 156V155H122ZM130 156V155H129ZM136 156V155H134ZM164 156V155H163ZM161 155V158L163 157ZM178 156V155H177ZM206 156V155H204ZM210 156V157H211ZM33 156H31L32 158ZM35 157V156H34ZM40 157V156H39ZM44 157V156H43ZM42 157V158H43ZM56 157V156H54ZM63 157V156H62ZM77 157V156H75ZM110 157V156H109ZM118 157V156H117ZM131 157V156H130ZM137 157V156H136ZM148 157V156H147ZM187 157V156H186ZM194 157V156H193ZM41 158V157H40ZM67 158V157H66ZM69 158V157H68ZM82 158V157H81ZM113 158V157H112ZM116 158V156H115ZM133 158V157H132ZM169 157H167L168 159ZM173 158V157H172ZM178 158V157H177ZM190 158V157H189ZM197 158V157H196ZM207 158V157H206ZM30 159V158H29ZM36 159V157H35ZM44 159V158H43ZM46 159V158H45ZM48 159V158H47ZM53 159V158H52ZM62 159V158H61ZM99 159V158H98ZM175 159V157L173 158ZM201 159V158H200ZM16 160V159H15ZM16 161H13V167H10V163L9 161L7 160L6 157H1L0 158V167L2 168L3 170V174H2V177L5 179V177H7V174L11 171L13 173V180H0V200L5 199L6 198H13V211H11V213H13V218H12V215H10L11 217L9 216H6V217H9V222L10 224L13 223V228L12 227H9V223H2L0 222V232H4V233H9V235H13V239L14 238H17V237H20L23 241L21 242L22 244H20L19 246L17 245H13V264H29L32 262V254L31 252L29 253L25 246L29 243H32V240L35 239V234H36V230L33 231V229L31 230L30 229V225L32 224V221L36 222V224H38L41 228H44L46 229L45 230V233H44V243H45V246H38L40 251H39V256L41 254V256H44V257H36L35 259H37L39 262L41 261V263L43 264H88L90 260L86 254H85V251H82L83 248H85L86 246H88V242L91 241L92 237L87 233H85L84 235L82 236H77L75 234V230H76V227L78 226L79 224V220H78V212L76 211V195H77V185H78V182L76 180H72L75 179L73 177V175H70L72 176L71 180H54L52 179L49 175L47 176V178H51L52 180H47L46 177L43 175V173H41L40 171H35V170H32L30 169V167H27V169H23L22 167H20L19 165H15L14 163L17 162ZM22 160V159H21ZM24 160V158H23ZM28 160V159H27ZM34 160V159H32ZM58 160V159H57ZM63 160V159H62ZM65 160V158H64ZM93 160V159H92ZM97 160V158H96ZM152 160V159H151ZM159 160V159H158ZM183 160V159H182ZM206 160V159H205ZM31 161V160H30ZM28 160V162H30ZM49 161V160H48ZM56 161V160H54ZM67 161V160H66ZM70 161V160H68ZM87 161V159H86ZM91 161V159H90ZM171 161V160H169ZM174 161V160H173ZM188 161V160H187ZM186 161V162H187ZM57 162V161H56ZM65 162V161H63ZM75 162V161H73ZM77 162V161H76ZM83 162V160H82ZM81 162V163H82ZM142 162V161H141ZM154 162V161H153ZM177 162V160H176ZM181 162V161H180ZM183 162V161H182ZM209 162V161H208ZM211 162V161H210ZM19 163V162H18ZM22 163V162H21ZM26 163V162H25ZM60 163V162H59ZM72 163V162H71ZM86 162L84 161V164ZM89 163V161H88ZM98 163V162H97ZM117 163V162H115ZM119 163V162H118ZM163 163V162H162ZM178 163V162H177ZM199 163V162H198ZM217 163V162H216ZM45 164V163H44ZM54 164V163H53ZM58 164V163H56ZM66 164V162H65ZM77 164V163H76ZM75 164V166H76ZM93 164V162H92ZM153 164V163H152ZM158 164V163H157ZM172 164V163H171ZM196 164V163H195ZM215 164V163H213ZM68 167L70 165L66 164ZM73 165V163L71 164ZM112 165V164H111ZM114 165V164H113ZM165 165V164H164ZM200 165V164H199ZM224 165V164H222ZM221 165V166H222ZM237 165H241L242 167H244L245 169H249V175H246V173H244L243 171L241 173H238V169H237ZM12 166V165H11ZM36 166V165H35ZM38 166V164H37ZM48 166V165H46ZM50 166V165H49ZM58 166V165H56ZM63 166V165H62ZM79 166L81 167V164L78 165V168ZM85 166V165H84ZM82 165V167H84ZM87 166V165H86ZM154 166V165H153ZM188 166V165H187ZM191 166V165H190ZM206 166V165H205ZM25 167V166H24ZM32 167L33 164H32ZM55 167V166H54ZM53 167V168H54ZM90 167V166H89ZM151 167V166H150ZM166 167V166H165ZM171 167V166H170ZM169 167V168H170ZM177 167V166H176ZM214 167V166H213ZM36 168V167H35ZM40 168V167H39ZM45 168V167H43ZM63 168V167H62ZM65 168V167H64ZM75 168V167H74ZM88 168V166L86 167ZM113 168V167H112ZM140 168V167H139ZM157 168V167H156ZM191 168V167H190ZM200 168V167H199ZM34 169V168H33ZM49 169V168H48ZM47 169V170H48ZM52 169V168H51ZM71 169V167H70ZM80 169V168H79ZM89 169V168H88ZM91 169V168H90ZM101 169V168H100ZM121 169V168H120ZM165 169V168H164ZM193 169V168H191ZM50 170V169H49ZM56 170V168H55ZM84 170V169H83ZM118 170V169H117ZM147 170V169H146ZM175 170V169H174ZM25 171V172H24ZM53 170H51L52 172ZM80 171V170H78ZM82 171V170H81ZM171 172V170H169ZM185 171V170H184ZM183 171V172H184ZM190 171V170H189ZM203 171V169H202ZM59 172V171H58ZM64 172V170H63ZM83 172V171H82ZM94 172V170H93ZM113 172V171H111ZM116 172V171H115ZM125 172V171H124ZM159 172V171H158ZM226 172V173H225ZM34 173H38V174H34ZM48 174V172H46ZM67 173V169H66V172ZM70 173V172H69ZM75 173V171H74ZM101 173V172H100ZM105 173V172H104ZM142 173V172H141ZM192 173V172H191ZM53 174V172H52ZM55 174V173H54ZM76 174V173H75ZM82 174V173H81ZM91 174V172H90ZM109 174V173H108ZM120 174V173H119ZM125 174V173H124ZM123 174V175H124ZM152 174V173H151ZM195 174V173H194ZM201 174V173H199ZM57 175V174H55ZM67 175V174H66ZM86 175V174H85ZM141 175V174H140ZM143 175V173H142ZM147 175V174H146ZM177 175V174H176ZM175 175V176H176ZM204 175V174H202ZM201 175V176H202ZM204 175V176H205ZM1 176V174H0ZM60 176V175H59ZM68 176V175H67ZM66 176V178H67ZM78 176V175H77ZM108 176V175H107ZM139 176V175H138ZM190 176V174H189ZM57 177V176H55ZM61 177L63 178V176L61 175ZM79 177V176H78ZM126 177V176H125ZM141 177V176H140ZM145 177V176H144ZM152 177V176H151ZM187 177V176H186ZM206 177V176H205ZM48 178V179H49ZM60 178V177H59ZM58 178V179H59ZM83 178V177H82ZM180 178V177H179ZM199 178V177H198ZM228 178V179H229ZM2 179V178H1ZM9 179V178H8ZM106 179V178H104ZM114 179V178H113ZM141 179V178H140ZM172 179V178H171ZM182 179V178H181ZM98 180V179H97ZM142 180V179H141ZM147 180V179H146ZM150 180V179H148ZM183 180V179H182ZM246 180V179H245ZM73 181V182H72ZM80 181H82L80 179ZM100 181V180H99ZM112 181V180H111ZM138 181V180H137ZM151 181V180H150ZM187 181V180H186ZM238 181V180H237ZM89 182V181H88ZM91 182V181H90ZM89 182V183H90ZM101 182V181H100ZM99 182V183H100ZM143 182V181H142ZM146 182V181H145ZM235 182V181H234ZM240 182V181H239ZM72 184L73 186L71 188L68 189V192L65 191L66 190V186L65 185H68V184ZM92 183V182H91ZM110 183V182H109ZM246 183V182H245ZM255 183V184H256ZM169 184V183H168ZM236 184V183H235ZM249 184V183H248ZM253 184V186L255 185ZM110 185V184H109ZM114 185V184H113ZM121 185V184H120ZM119 185V186H120ZM130 185V184H129ZM148 185V184H147ZM154 185V184H153ZM238 185V184H237ZM246 185V184H245ZM117 186V185H116ZM149 186V185H148ZM194 186V185H193ZM98 187L97 185H91L90 187L87 186V190L86 192H89L91 191V189H94ZM100 187V186H99ZM112 187V186H111ZM179 187V186H178ZM83 188V187H82ZM110 188V187H109ZM154 188V187H153ZM164 188V186H163ZM167 188V187H166ZM170 188V187H169ZM97 189V188H96ZM114 189V188H113ZM248 189V188H247ZM85 190V188H84ZM100 190L99 189L97 192L100 193ZM154 190V189H153ZM176 190V189H174ZM181 190H184V189H181ZM249 190V189H248ZM109 191V190H108ZM124 191V190H122ZM165 191V190H164ZM170 191V190H169ZM103 192V191H102ZM126 192V191H125ZM131 192V191H130ZM175 192V191H174ZM177 192V191H176ZM109 193V192H108ZM150 193H153L152 191ZM173 193V192H172ZM102 194V193H100ZM125 194V193H124ZM167 194V193H166ZM93 194H90L89 198H92L93 200L95 199V196H92ZM96 195V193H95ZM153 195V194H152ZM180 195V194H179ZM246 195V196H247ZM126 196V195H125ZM169 196V195H168ZM94 197V198H93ZM101 197V196H100ZM150 197V196H149ZM177 197V196H176ZM2 198V199H1ZM98 198V197H97ZM102 198V197H101ZM104 198V197H103ZM171 198V197H170ZM179 198V197H177ZM185 198V197H184ZM147 199V198H146ZM148 199H151V198H148ZM147 199V200H148ZM182 199V198H181ZM186 199V198H185ZM245 199V195L242 197V200L244 201ZM100 200V199H99ZM168 200V199H167ZM198 200V201H199ZM259 200V199H258ZM10 201V199H9ZM9 201H5L6 204L10 205L8 202ZM96 201V200H95ZM159 201V200H157ZM187 201V202H186ZM2 202V201H1ZM0 202V203H1ZM87 202V201H86ZM161 202V201H160ZM12 203V202H11ZM153 203V202H152ZM172 203V202H171ZM199 203V202H198ZM233 203V202H232ZM238 203V202H237ZM244 203V202H243ZM251 203V204H252ZM3 204V203H1ZM92 204V203H91ZM163 204V203H162ZM257 204V203H256ZM95 205V204H94ZM152 205V204H150ZM161 205V204H160ZM175 205V204H174ZM232 205V204H231ZM241 205V203H240ZM243 205V204H242ZM249 205V204H248ZM260 206V205H259ZM8 207V206H7ZM93 207V206H91ZM151 207V206H150ZM197 207V206H196ZM200 207V206H199ZM202 207V206H201ZM248 207V206H247ZM5 208V207H4ZM82 208V207H81ZM147 208V206H146ZM144 208V209H146ZM154 208V207H153ZM228 208V207H227ZM231 208V207H230ZM229 208V209H230ZM233 208V211H234V207L232 206ZM244 208V207H243ZM2 209V208H1ZM0 209V210H1ZM7 210L6 211H9V207L6 208ZM88 209H89V206H88ZM147 210V209H146ZM153 210V209H151ZM167 210V208H166ZM173 211V209H170ZM175 210V209H174ZM186 210V209H185ZM195 210V209H194ZM208 210V209H207ZM225 210V209H224ZM246 210V209H244ZM260 210V209H259ZM3 211V209H2ZM5 211V210H4ZM80 211V210H79ZM144 211V210H143ZM232 211V210H231ZM236 211V210H235ZM239 211V210H238ZM254 211V210H253ZM174 212V211H173ZM194 212V211H193ZM202 212V211H201ZM229 212V211H228ZM237 212V211H236ZM241 212V211H240ZM244 212V211H243ZM242 212V213H243ZM1 213V211H0ZM157 213V211L155 212ZM208 213V211H207ZM235 213V212H234ZM2 214V213H1ZM7 214V213H6ZM149 214V212H148ZM152 214V213H151ZM3 215H4V212H3ZM82 215V214H81ZM99 215V214H98ZM153 215V214H152ZM157 215V214H156ZM200 215V214H199ZM232 215V214H231ZM1 216V215H0ZM5 216H1L2 218H5ZM158 216V215H157ZM202 216V215H201ZM153 217V216H152ZM151 217V218H152ZM174 217V216H173ZM200 217V216H199ZM203 217V216H202ZM239 217V216H238ZM150 218V217H148ZM150 218V219H151ZM155 218V217H153ZM164 218V217H163ZM204 218V217H203ZM206 218V216H205ZM146 219V218H144ZM162 219V218H161ZM165 220V219H164ZM177 220V219H176ZM180 220V219H179ZM178 220V221H179ZM200 220V219H199ZM107 221V220H106ZM184 221V220H183ZM181 222V221H180ZM31 223V224H30ZM199 223V222H198ZM184 224V223H182ZM187 225V224H186ZM185 225V226H186ZM190 225V224H189ZM231 225V224H229ZM11 226V225H10ZM32 226V225H31ZM33 227V226H32ZM133 228L130 232H125L123 231L124 229L126 228ZM193 226H191L192 228ZM39 228V227H38ZM190 228V229H191ZM209 228V226H208ZM79 229V228H78ZM89 229H93V228H89ZM110 229V228H109ZM182 229V228H181ZM94 230V229H93ZM96 230V229H95ZM108 231V230H107ZM193 231V230H192ZM110 232V231H109ZM90 233V232H89ZM96 233V231H95ZM105 234H107V232L104 231ZM83 234V233H82ZM97 235V234H96ZM100 235V234H99ZM98 237V236H97ZM105 237V236H104ZM39 238V237H38ZM37 238V239H38ZM95 238V236H94ZM19 239V238H18ZM17 241H20L18 240ZM37 239L35 240V243L37 241ZM40 239H43V238H39L38 240L40 241ZM15 240V239H14ZM7 241V239H6ZM16 241V242H17ZM99 241V239L97 240ZM107 241V240H106ZM15 242V241H14ZM42 242V241H41ZM101 242V241H100ZM19 243V242H18ZM40 243V242H38ZM42 243V244H44ZM103 244V243H102ZM33 246V245H32ZM6 243L5 241H1L0 240V263L1 262H8L7 259V251H6ZM18 247V248H17ZM86 249V248H85ZM84 249V250H85ZM215 249V248H214ZM217 249V248H216ZM96 250V249H95ZM221 250V249H220ZM32 251V250H31ZM240 252V251H239ZM36 253V252H35ZM245 253V252H243ZM34 254V253H33ZM37 254V255H38ZM97 254V253H96ZM103 254V253H102ZM105 254V253H104ZM92 255V254H91ZM106 255V254H105ZM109 255V254H108ZM238 255H240L239 253H235L234 257H239ZM90 256V255H89ZM97 256V255H96ZM243 256V255H242ZM103 257V256H102ZM106 257V256H105ZM91 258V257H90ZM93 258L95 259V257L93 256ZM241 258V257H240ZM105 259V258H104ZM110 259V258H109ZM96 260V259H95ZM98 260V259H97ZM238 260V259H237ZM36 261V260H35ZM96 262V261H94ZM98 262V261H97ZM161 262V261H160ZM101 263V262H100ZM99 263V264H100ZM93 264V263H92ZM98 264V263H96ZM173 264V263H172Z\"/></svg>", "mask_w": 264, "mask_h": 264}, {"label": "clouds", "instance_id": "3", "mask_svg": "<svg viewBox=\"0 0 264 264\" xmlns=\"http://www.w3.org/2000/svg\"><path fill=\"white\" fill-rule=\"evenodd\" d=\"M164 237L158 233L143 234L140 237L134 238L129 243L128 248L132 251V255L121 261V264H145V260L139 256L137 249H146L144 256H148L158 247L164 246Z\"/></svg>", "mask_w": 264, "mask_h": 264}, {"label": "crops", "instance_id": "4", "mask_svg": "<svg viewBox=\"0 0 264 264\" xmlns=\"http://www.w3.org/2000/svg\"><path fill=\"white\" fill-rule=\"evenodd\" d=\"M250 222H251V227L252 228L258 227L259 229H261L262 230L261 233L264 236V218H263V220L261 222H257L256 219H254L253 217H250ZM262 248H264L263 245H262ZM261 252H264V250L261 251ZM261 252H259V253H261Z\"/></svg>", "mask_w": 264, "mask_h": 264}, {"label": "built area", "instance_id": "5", "mask_svg": "<svg viewBox=\"0 0 264 264\" xmlns=\"http://www.w3.org/2000/svg\"><path fill=\"white\" fill-rule=\"evenodd\" d=\"M252 244L257 247L262 246L264 244V239L258 237L254 238Z\"/></svg>", "mask_w": 264, "mask_h": 264}]
</instances>
